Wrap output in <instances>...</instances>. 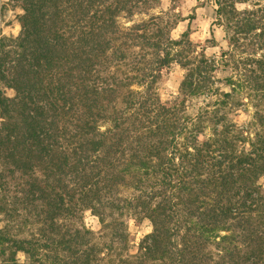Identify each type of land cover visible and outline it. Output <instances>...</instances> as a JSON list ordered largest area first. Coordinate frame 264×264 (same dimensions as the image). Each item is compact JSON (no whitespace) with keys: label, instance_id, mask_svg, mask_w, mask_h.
Returning a JSON list of instances; mask_svg holds the SVG:
<instances>
[{"label":"trees","instance_id":"1","mask_svg":"<svg viewBox=\"0 0 264 264\" xmlns=\"http://www.w3.org/2000/svg\"><path fill=\"white\" fill-rule=\"evenodd\" d=\"M12 1L20 32L0 38L5 264H19L18 252L47 264L46 248L69 251L67 264H264V116L254 138L230 120L238 101L214 86V61L187 40L189 29L171 39L157 17L119 28L121 14L159 0ZM212 1L226 29L249 2ZM236 24L264 35V14ZM134 46L156 68L136 62L121 73ZM172 62L185 73L161 101L154 85ZM254 81L264 90L263 67ZM128 219L151 226L135 251ZM13 223L33 226L30 237Z\"/></svg>","mask_w":264,"mask_h":264},{"label":"rangeland","instance_id":"2","mask_svg":"<svg viewBox=\"0 0 264 264\" xmlns=\"http://www.w3.org/2000/svg\"><path fill=\"white\" fill-rule=\"evenodd\" d=\"M236 10L235 23L231 29H226L217 20L212 0H159L146 10L121 14L117 23L121 30H125L135 24L149 22L150 19L157 17L156 21L166 27L167 35L174 40L181 39V35L189 29L187 40L195 46L196 51H203L208 59L214 61V86L220 91L231 93L234 101H238L236 108L229 114L230 120L240 127H248L251 138H254V134L259 131L258 117L264 116V90H261L254 81L259 67L264 68V35H259V30L248 33L241 32L236 23L240 22L242 18L256 20L263 15L264 0H249L245 4H237ZM21 13V9L12 0H0V38L18 36L20 32L18 17ZM192 16L194 19L190 20ZM229 38L232 40L229 41ZM130 52L132 54L129 58L120 64L121 73L129 74L136 62H140L141 66H144L148 61L147 65L152 63V67L156 68L153 63L154 58L146 54L140 47L134 46ZM184 73V69L175 62L161 70L160 78L154 85V91L161 101L170 100L177 95ZM229 81L232 84H227ZM132 88L137 87L133 86ZM6 93L9 96L13 94L10 90H7ZM202 101V99L194 101L189 112L193 113L197 107L203 106ZM229 103L232 104V97ZM260 183L264 185V177L260 179ZM129 194L130 191H123L120 195L127 196ZM83 223L87 229L98 236L97 232L100 228L98 221L89 211L83 214ZM5 225L6 222L0 214V229ZM12 225L14 230L22 231L21 237L29 238L30 232L34 229L29 225L24 226L17 223ZM126 225L130 234L129 239L132 241L131 251H135L137 243L151 232V226L146 220L136 222L133 219L126 220ZM99 240H105V245L110 244L108 238L101 237ZM117 247L119 248V244H115V248ZM42 253L50 256L47 264L71 262V253L63 251L61 248H46V250H42ZM8 255V251L0 252V264H5ZM15 260L19 264H38L21 252L15 255Z\"/></svg>","mask_w":264,"mask_h":264}]
</instances>
